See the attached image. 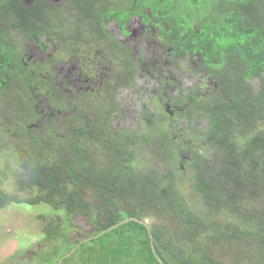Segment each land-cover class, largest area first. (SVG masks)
<instances>
[{"label":"trees","instance_id":"obj_1","mask_svg":"<svg viewBox=\"0 0 264 264\" xmlns=\"http://www.w3.org/2000/svg\"><path fill=\"white\" fill-rule=\"evenodd\" d=\"M62 10L43 1L27 7L22 0H0V120L21 123L30 137L13 144L11 133L0 136V155L10 152L13 165L4 179L17 185L10 194L0 188V207L19 201L17 193L29 207L45 206L38 217L44 225L40 261L59 246L61 255L49 264H264V135L256 129L264 126V0H65L67 17ZM136 18L159 37L166 57L198 67L194 72L213 85L209 94L159 85L162 92L152 95L165 116L146 113L135 133L106 128L118 90L138 69L127 53L105 80V106L94 94L86 102L69 101L66 125L36 111L37 90L53 86L27 48L47 51L58 41L98 50L109 25L128 36ZM100 54L112 57L108 50ZM49 100L51 106L61 102ZM175 112L176 135L174 116L168 117ZM43 119L44 132L37 135L27 121ZM154 159L168 162L169 172L154 171ZM84 186L94 192L90 202ZM227 213L243 227L221 217ZM78 215H87L94 234L71 241Z\"/></svg>","mask_w":264,"mask_h":264},{"label":"rangeland","instance_id":"obj_2","mask_svg":"<svg viewBox=\"0 0 264 264\" xmlns=\"http://www.w3.org/2000/svg\"><path fill=\"white\" fill-rule=\"evenodd\" d=\"M37 1H47L54 7L62 8V13L67 17L65 0H22V3L27 7H31ZM127 31L129 35L125 36L116 24L112 23L106 29V38L104 42H100L102 47L98 48V50L96 48L88 49L82 45L75 48H68V46L64 47L58 41H55V44L50 41V48L47 51H40L39 49H35L34 46L27 48L25 53L30 58L33 65H35L36 62L45 65V69L47 73H49L47 77L52 82L53 86L50 92L45 89H42L41 92L37 90L38 93H41V100L39 101V107L36 108V111L40 114L48 113V120L50 121L54 117L63 119L64 125H66L70 121H65V116L71 114L65 113L64 109L71 107L69 101L77 99L79 102H86L89 101L91 95L94 94L101 98L102 101L104 100L105 106L108 101L101 95L102 89L104 90L105 80L107 76L115 70V67H118L117 64H120L122 58L125 55L127 56V53L130 54L128 55L129 60L135 62L138 69L136 74L133 73L131 78L126 76V81L128 82L118 90L116 94V110L111 114L106 128L111 127L116 130L125 129L135 133L143 126L142 121L146 120V113H151L154 117L160 118H162V115L165 116L164 109L162 108V110H160L161 112L159 111L157 103L152 95V93L161 91L159 85H162L163 88H178L180 86V89L182 88L184 91L192 92L193 94L197 92L202 93L203 91L209 94L213 85L211 82L204 80L200 72H194L198 67L190 69L187 67L186 61L183 62V60H181L180 62H174L170 60L169 57H166V51L163 50V47L158 43L160 41L159 37H156L155 33H147L141 19H133L127 25ZM20 39V37L16 39V42L19 43V48L23 45ZM45 41L48 42V38H45ZM112 41H115L117 44L120 43L121 46L116 48L114 44L111 43ZM29 45L32 44H27L26 46ZM101 49L103 51L108 50L112 57L104 60L100 54ZM111 50L113 53H111ZM142 57L145 58L146 62L141 61L140 63ZM34 70L37 69L34 67ZM161 82H165V84ZM205 85H208V87ZM254 85L256 86L257 82H255ZM173 95L178 96V93L174 92ZM50 98L54 100L59 99L61 102L54 106L48 105ZM216 99L218 98L211 96L208 100L214 101ZM32 101L31 99L28 100V97H25V103L28 104V106L32 105ZM43 105L45 108L42 107ZM108 110L109 108L106 106L105 111L102 110V114H105ZM175 115L176 112L171 113V116L168 117L174 116L170 124L172 125L171 132H174L176 135L179 130L177 127L179 125L178 119L180 118H176ZM45 124L46 121H44V119L39 122L27 121V125L31 127L37 135H41L44 132L43 125ZM52 127L57 128L53 121ZM256 129H260V131L262 130L264 132V126L260 128L256 127ZM29 131L32 134V131ZM4 132L11 133L10 139L13 144H15L14 140L17 138H20L24 142L30 140L23 125L16 121L6 123V121L0 120V136ZM263 132H260V134L264 135ZM22 144L21 142V145ZM147 150L151 153V157L156 154L153 147ZM200 150L199 148V151ZM10 155V152L7 151L0 155V188L9 194L17 190V185L13 179H4L7 174L6 171L9 170L8 168L13 166L10 165L12 163ZM190 155L191 153H189V159L191 158ZM211 155L212 153L209 156ZM154 161L155 166L151 164L152 168L154 167V171L156 169L159 171L158 173L161 174H167L169 172L171 166L168 162L165 163L162 159H158V161L154 159ZM17 163L18 160H16L15 166ZM211 164L214 165L213 162ZM173 170L175 171V169ZM28 179V184L33 185L34 181L32 177ZM185 181L189 180H182L181 189L187 192L189 190V184L184 183ZM83 188L86 194L84 199L90 202V195L94 192L88 191L86 186ZM190 193L191 192H189V194ZM17 195L20 197L19 201L13 199L7 202L6 205L0 207V264H16L14 263L16 262L14 257H18L24 251L30 250L29 248L33 247L34 243H36L37 247L41 245L38 240H41V237H43L41 233L44 227L43 220L38 217L41 216V213H47L45 206L29 207L22 202L24 195L18 193ZM188 197L190 198L189 200L193 199L192 202L196 203V199L192 198V194L188 195ZM57 215L62 218L64 217L62 213H58ZM87 215H78L73 220L72 224L74 227L71 228V235H74L70 236L71 241L75 239L83 240L94 234ZM221 217L224 219L226 218V221L232 219V224L235 227H243L237 215L232 216L227 213L222 214ZM58 248L59 246L54 247L56 253L52 252V257L48 255L49 257L44 260V264L51 263L52 259L55 261L56 258L61 255L62 248ZM24 253L27 254V252ZM19 264H25V262Z\"/></svg>","mask_w":264,"mask_h":264},{"label":"flooded vegetation","instance_id":"obj_3","mask_svg":"<svg viewBox=\"0 0 264 264\" xmlns=\"http://www.w3.org/2000/svg\"><path fill=\"white\" fill-rule=\"evenodd\" d=\"M44 2L49 3L47 1H44ZM40 248H41L40 245L38 247L35 246V247H32V248H29L30 249V250H28L29 252L27 250L24 251V252H27V254H25L23 252V253H21L20 256L14 257L15 260H16V262H14V263L19 264V263H24L25 262V264H43L44 262L40 261V258H39L40 257L39 255H41V253H39L40 252ZM56 264H63V261L60 260L59 263L57 262Z\"/></svg>","mask_w":264,"mask_h":264},{"label":"water","instance_id":"obj_4","mask_svg":"<svg viewBox=\"0 0 264 264\" xmlns=\"http://www.w3.org/2000/svg\"><path fill=\"white\" fill-rule=\"evenodd\" d=\"M129 220H130V219H126V220H124L123 222H121L119 225H122L123 223L128 222ZM132 220L137 221V222H140V223H142L143 225H145L147 228H149V227L147 226L146 222H144V221H139V220H137V219H132ZM119 225H118V226H119ZM118 226L116 225V226H114V227H112V228H110V229L104 231L102 234H105V233L111 231L112 229H114L115 227H118ZM148 230H149V229H148ZM102 234H100V235H102ZM149 234H150L151 239H153L150 230H149ZM159 261H160L162 264H164V263L162 262V260L159 259Z\"/></svg>","mask_w":264,"mask_h":264}]
</instances>
